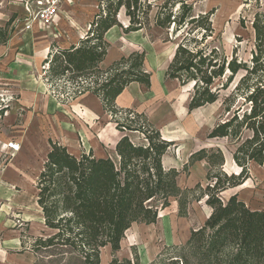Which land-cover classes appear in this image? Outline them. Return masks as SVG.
Returning a JSON list of instances; mask_svg holds the SVG:
<instances>
[{"label": "trees", "instance_id": "trees-1", "mask_svg": "<svg viewBox=\"0 0 264 264\" xmlns=\"http://www.w3.org/2000/svg\"><path fill=\"white\" fill-rule=\"evenodd\" d=\"M95 1L99 13L88 33L77 46L48 56L46 79L52 89L65 84L62 95L72 100L87 93L98 97L123 136L115 146L116 160L97 158L93 152L76 156L64 146L50 143L36 189L44 225L51 235L37 238L32 251L62 249L78 256L83 264H102L103 249L120 251L134 223H156L159 209L167 208L180 194L179 173L163 164L171 143L144 113L123 111L116 105L132 83L145 92L151 88L145 54L123 57L106 70L100 67L110 47L106 34L114 27L125 34L148 29L150 14L157 8L154 25L172 30L179 41L165 77L182 87L193 85L189 112L215 104L237 76H243L223 99L224 118L208 135L211 141L233 145L232 160L240 172L223 171L225 155L219 148L192 154V162L206 161L209 166L208 184L197 191L206 198L211 214L184 247L151 264H264V208H249L237 194L226 201L222 198L249 180L252 163L264 165V13H257L252 23L255 50L248 63L239 61L236 53L230 59L211 47L215 10L196 14L194 0H165L161 5L150 0ZM121 12L128 19L126 28L119 20ZM128 133H138L140 143ZM180 205L183 208V202ZM107 264L141 262L114 257Z\"/></svg>", "mask_w": 264, "mask_h": 264}, {"label": "rangeland", "instance_id": "rangeland-1", "mask_svg": "<svg viewBox=\"0 0 264 264\" xmlns=\"http://www.w3.org/2000/svg\"><path fill=\"white\" fill-rule=\"evenodd\" d=\"M70 1L73 3V0ZM150 1L155 5H161L165 0ZM192 3L196 14L215 10L212 17L215 35L209 40L212 43L211 47L217 48L220 53L230 59L236 53L239 61L250 63L252 51L255 50L252 23L257 13H264V0H194ZM79 6V10L74 4L71 5L72 9L66 7L67 10L62 11L60 17L62 13L64 17L69 15L71 18L69 22L75 23L74 28L71 27V29L86 35L94 12L99 13V8L97 4L96 6ZM82 8L89 11L84 12ZM82 10L91 21L81 20ZM3 12L9 13L7 9ZM156 12L157 8H154L150 14L151 22L148 29L137 34L122 33L121 39L111 44V50L115 53V57L144 53L145 69L154 76L155 89L158 77L160 78V87L158 86L155 92L151 89L146 92L140 89L139 101L134 108H131V111L144 113L160 130L164 139L172 138L164 160L166 169H175L179 173L177 183L180 194L171 199L167 208L159 209L156 223H134L125 234L120 251L113 253L110 247L103 249L102 264L109 263L114 257L121 261L139 259L141 264H151L162 258L164 254L174 252V249L180 250L190 239L191 233L204 226L211 214V209L206 205V198L197 191V187L206 188L209 166L206 161L192 162L190 159L192 154L203 148H219L225 155L223 171L227 174L240 172L232 160L233 145L226 141H211L208 135L224 118L223 99L235 88L243 73L237 76L230 89L222 92L220 100L214 105L189 112L193 85L182 87L178 82L164 79L179 41L172 30H163L154 25ZM119 17L122 23L128 26L124 12H121ZM55 26L50 28L57 35L59 32L53 31ZM10 32L8 26L5 32H0V40L6 42L5 37ZM59 37H62L61 32ZM51 38L55 39V34H52ZM47 48L46 45L45 51L48 50ZM44 67L42 70L39 68L36 78L31 77L30 80L36 81L34 92L52 103V109L48 115L52 116L54 125L49 124L47 130L50 141L56 139L76 156L83 152L86 154L93 152L97 158L110 157L116 160L115 144L123 136L117 128V123L110 115L97 113L91 116L88 113L86 115L82 113L78 98L72 100L67 95H62L64 93L62 87L65 84H57L58 87L55 86L53 89L48 85L47 71ZM161 88L169 89L170 94L161 93ZM1 92L2 90H0L1 107H6L10 103L12 107L17 105V96L21 97V94L8 95L9 91L6 95ZM19 106L22 110L19 109V118L13 127L5 123L4 111L0 117V264H19L18 259L23 258L27 253L34 255V264H83L78 256L66 250L51 249L42 250L39 253L32 251L35 240L48 237L51 232L42 224L43 217L41 223L39 213L41 209L38 207V210L37 206H24L17 203L16 196L29 194L35 197L36 193L37 197L38 177L35 174L37 171L39 175L43 163L46 162V149L39 148L38 151L33 152L30 146L26 150L22 147L19 155L7 149L9 140L18 141L24 134L23 115L28 110L26 106ZM34 107L31 110L37 114L39 109L35 111ZM164 111L169 112V115L165 116ZM47 119L50 120L48 117ZM128 135L135 143H140L141 136L138 133H128ZM249 171V180L244 185L225 192L222 198L226 201L237 194L249 208L260 210L264 208V165L252 163ZM18 175L32 176L33 186L28 188L18 184L16 182ZM181 202H183V208H181Z\"/></svg>", "mask_w": 264, "mask_h": 264}, {"label": "crops", "instance_id": "crops-1", "mask_svg": "<svg viewBox=\"0 0 264 264\" xmlns=\"http://www.w3.org/2000/svg\"><path fill=\"white\" fill-rule=\"evenodd\" d=\"M28 2L29 4H32V7L34 9H36L34 0L31 1L1 0L0 2V29L1 31L5 32L6 28L9 26L11 31L7 37L4 36L6 42H4V40H0V90H2L1 92L2 94H6V95L8 94L7 92L9 91L10 93L8 95H12L13 93L17 95L21 94V97H19V95L17 96L18 101L16 103L17 104L16 106L13 105L12 107V103H10L11 105L7 104L8 106L6 107H1L0 105V117H2L1 113L4 111L5 123L8 124V126L13 127L19 118L18 111L19 109H21L19 105H22L23 107L26 106L28 112H26L23 115L25 119L24 120L25 124L23 127L24 134L20 136V139L18 141H14L13 139H11L9 140L8 143L16 142L21 145V150L18 153V155L22 152V147L26 150L27 147L30 146L33 152L38 151L39 148L46 149L45 153L47 157V154L50 151V142H51L47 130L49 129V124L50 126L54 125V123L52 122L53 120L52 116L48 115V113L52 109L51 107L52 103L50 100L43 99L41 95L36 94L34 92L36 88L35 87L36 81H31L30 78L31 77L36 78V73L38 72L39 68H41L42 70V68L46 66V59L52 52L59 49L63 50V49H69L72 46H77L80 40L83 38V36H85L82 35L81 33H78L77 30L76 31L72 30L71 27L74 28L75 23L69 22V19H71L69 15L64 17L62 13L60 17L61 12L66 11L67 8L72 9L71 8L72 4H74L76 9L79 10L80 7L79 5L96 6V4L98 5V3L95 0H73V3L70 0H63L58 12V16L56 18V22L52 26L54 27L56 25L55 28H53L54 32H59V34L61 32L62 37H59V34L56 35V33H53L50 27L44 30L36 22L32 23L30 30L25 29L27 22L25 5ZM4 9H7L9 13L5 14L6 12H3ZM82 9L84 10V12L89 11L86 8H82ZM83 10L80 14L81 20L91 21L90 18H88L85 15ZM97 14L98 13L94 12L93 19ZM119 20L122 23L120 17ZM122 25L123 27L125 26V28L127 26L126 24L124 25L123 23ZM122 33L124 35H128L125 34L122 29L118 27H114L106 34L105 39L110 47L106 59L100 65L101 69L103 70L108 69L115 62L121 60L124 57L122 55L115 57V53H113L111 50L112 49L111 44H113V42H117L118 40H120L122 37ZM137 33H132V34H137ZM52 34H55V39L51 38ZM46 45L48 46L47 51H45ZM164 79H166L165 75H164ZM168 81L177 82L171 80ZM158 86L160 87V78L158 77L157 88L155 89L154 76H151L150 89L155 92L158 89ZM140 89L141 87L139 84L132 83L117 98L116 100L117 107L122 110H131V108H134L135 104L138 103L139 101L138 92H140ZM160 92L165 95L170 94L169 89L161 88ZM78 99H79L78 101L80 102V106H82L81 112L84 113L85 115L87 113L91 116L97 113L108 115L104 111L100 99L94 96L93 94L87 93L79 97ZM45 100L46 103H44ZM208 106H212V105H208ZM32 107H34L35 111L36 110L38 111L39 109L37 114L31 110ZM205 107H202L197 110H201ZM44 108L46 112L43 111ZM164 113L165 116L169 115V112L164 111ZM47 117L50 120H48ZM119 139L117 140V142L119 141ZM52 140L53 143H58L65 147L64 144H62L59 141L57 142L56 139H52ZM164 140L169 142L172 141V138L167 137ZM163 164L165 166L164 159H163ZM43 165L39 174L43 170ZM35 175L36 177H39L37 171ZM16 182L28 188L29 186H33L32 176L30 175H28V177L18 175V179ZM16 202L24 206L31 205L34 207L37 206V208L39 207L37 203L36 193H35V197L29 194L17 195ZM39 213L42 223V217H43L42 211L39 210ZM42 224H44V221ZM18 260H19V264H34L35 259H34V255L27 253V255H25L23 258Z\"/></svg>", "mask_w": 264, "mask_h": 264}, {"label": "built area", "instance_id": "built-area-1", "mask_svg": "<svg viewBox=\"0 0 264 264\" xmlns=\"http://www.w3.org/2000/svg\"><path fill=\"white\" fill-rule=\"evenodd\" d=\"M62 2L63 0H34L36 9L28 2L25 5L27 14L25 29L30 30L34 22L38 23L42 29L52 27L56 22ZM47 69L48 65L44 67L45 71ZM7 149L13 154H18L21 150V145L16 142H10L7 144Z\"/></svg>", "mask_w": 264, "mask_h": 264}]
</instances>
